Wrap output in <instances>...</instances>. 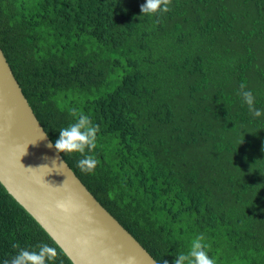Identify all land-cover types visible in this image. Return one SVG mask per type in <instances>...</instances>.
Instances as JSON below:
<instances>
[{
    "label": "trees",
    "instance_id": "trees-1",
    "mask_svg": "<svg viewBox=\"0 0 264 264\" xmlns=\"http://www.w3.org/2000/svg\"><path fill=\"white\" fill-rule=\"evenodd\" d=\"M0 0V48L51 141L73 108L100 125L91 174L60 152L158 264L199 234L217 264H264V0ZM56 247L0 183V264Z\"/></svg>",
    "mask_w": 264,
    "mask_h": 264
},
{
    "label": "water",
    "instance_id": "water-1",
    "mask_svg": "<svg viewBox=\"0 0 264 264\" xmlns=\"http://www.w3.org/2000/svg\"><path fill=\"white\" fill-rule=\"evenodd\" d=\"M0 183L73 264H130V257L135 258L132 264H158L55 148L1 48ZM58 200L68 202L71 210L57 209Z\"/></svg>",
    "mask_w": 264,
    "mask_h": 264
},
{
    "label": "clouds",
    "instance_id": "clouds-1",
    "mask_svg": "<svg viewBox=\"0 0 264 264\" xmlns=\"http://www.w3.org/2000/svg\"><path fill=\"white\" fill-rule=\"evenodd\" d=\"M171 0H146L141 5L143 15H159L170 11ZM243 103L248 106V110L253 117L261 116L264 109L255 107V96L252 90L247 89L246 85L241 84L237 93ZM71 114L75 117L74 122L59 129V138L55 140L54 146L59 152L79 153L81 158L77 161V166L84 173L91 174L99 165L98 158L93 154L97 147L100 125L94 123L92 118L77 109L73 108ZM52 147V144L48 145ZM27 147L24 152L26 154ZM43 166V165H42ZM31 168V167H29ZM56 208L62 212H69L70 204L64 200L56 202ZM203 234L197 235L192 239L189 250L186 253L176 255L171 264H217V259L209 255L210 246L205 242ZM16 249L14 255L6 258L3 264H54L58 256L56 247L48 243H38L33 247H21L17 242L12 245ZM134 257L129 258L130 264ZM163 264H170L164 260Z\"/></svg>",
    "mask_w": 264,
    "mask_h": 264
}]
</instances>
